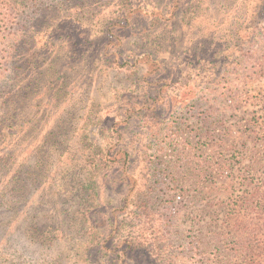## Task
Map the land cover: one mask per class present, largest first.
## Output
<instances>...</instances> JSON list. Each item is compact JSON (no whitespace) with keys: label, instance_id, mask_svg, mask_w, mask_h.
<instances>
[{"label":"rangeland","instance_id":"obj_1","mask_svg":"<svg viewBox=\"0 0 264 264\" xmlns=\"http://www.w3.org/2000/svg\"><path fill=\"white\" fill-rule=\"evenodd\" d=\"M128 1L119 48L103 47L101 35L124 0H9L0 68L17 71L0 82V202L17 201L19 237L1 235L0 264H123L111 235L120 221L123 234L141 233L151 246L126 264H252L236 256L230 219L246 187L264 190V11L242 16L245 0ZM240 27L251 37L234 39ZM115 50L169 58L131 71L96 54ZM23 84L25 95L9 100ZM188 137L192 160L173 147ZM99 149L120 153L105 179L94 167ZM202 160L212 165L205 175ZM145 196L156 213L142 223L130 211ZM97 230L104 236L95 240Z\"/></svg>","mask_w":264,"mask_h":264},{"label":"trees","instance_id":"obj_2","mask_svg":"<svg viewBox=\"0 0 264 264\" xmlns=\"http://www.w3.org/2000/svg\"><path fill=\"white\" fill-rule=\"evenodd\" d=\"M244 3L246 5L245 9H247V11L242 16L249 15L248 13L249 10H251L252 14L257 15V16L260 15V13L264 11V0H245ZM10 4L11 3L9 2V0H0V33L1 34H5L6 29L9 28L10 25H12L11 19L13 18L11 17V13H10L11 11L8 12L10 10ZM121 4H123V10L119 14V17L120 16L121 17L117 19V22L114 24V27L112 26L108 28L104 32L105 34L101 35V37L104 38L103 47H106L107 45H114L115 47L117 46L120 48L123 45V41L126 36L119 29L126 27V25L123 24V19L125 18L124 12H125V8L129 5V1L124 0V2H122ZM249 20H250V16H249V19H247L246 21H249ZM161 21H162V18L158 16V17L153 18L152 21H150L149 23H150V26L154 27L156 26V24L160 23ZM127 22L129 23L130 20H127ZM118 24L121 25L122 27L120 28L119 26H117ZM257 26L258 25H256L254 29L252 28L253 29V30L251 29L252 31L250 30L251 36L256 35V33H259ZM242 29H243L242 27L236 29V34L234 35V39L239 38V40H241L246 37L247 38L251 37L249 33L247 32L246 34H244ZM91 41H93V43L97 42V40H91ZM237 46H240V44H238ZM140 51L141 50L132 51L131 53L126 54V56H123L126 50H115V51H112V53L96 52V54L98 55V58L100 59L101 63L109 62L111 63L110 64L111 66L117 67L118 69H123L126 66H128L127 69L131 71L132 70L134 71L135 69H137L139 67L140 62H144L148 65L149 68H153L152 71L158 70L162 66L161 65L162 62H167L169 58L167 57V60L165 59L162 60L159 57V52L157 51L151 52V51L143 50V52L138 53ZM80 52L84 55V52L82 51ZM104 57H109V58H104ZM219 59H223V60L227 59L226 54L222 53ZM2 64L3 66L0 68V82H2L6 78H8L7 81L9 82L14 78V74H15V71H17V69L12 68L11 66L5 67L4 62ZM19 68H21L24 71V68L26 67L19 66ZM21 74H23V72ZM28 88L29 86L26 84H23L19 89H16L14 86L13 90L8 91L7 97H9V100H12V97L10 96L17 95V94L19 95L21 94L23 96L25 95L23 92ZM188 139L190 138L188 137L181 141L177 140L176 143L174 144L173 147L174 148L177 147V150H175V154L177 153L178 158L183 157V156H191V151L193 152L195 151V147L193 146L190 147L188 145V143H193V141H191V139L190 140ZM195 153L196 152L193 153L194 156H195ZM93 154H94L93 161H94L95 170H101L103 174L105 175L104 176V179H105V177H107L110 174V172L114 171L112 168L113 166L112 162L113 161L116 162V159L118 156H120V153L117 151L110 152V150L105 151L103 149H99L97 153L93 152ZM123 154L126 157L128 155V152H125V153L123 152ZM121 157L123 158V156ZM125 157L123 159H125ZM98 158H100L101 160H98ZM91 159H92V153L90 152L88 154V161H90ZM192 159L193 158L191 156L190 160ZM102 160H105L107 162L103 163ZM202 162L204 161L202 160L201 162L197 163V165H199V168H201L199 171V174L205 175L207 174L208 169L212 167V165L211 164L208 165L209 162L205 160V163L207 165L202 166L201 164ZM19 169H21V167ZM10 173L15 174L14 170H11ZM185 178H188V177L185 176ZM185 178L180 177L182 181ZM178 179L179 178H177V176H174L175 181ZM13 196L17 199L21 198L20 195H13ZM122 197L125 198V195L121 196V198ZM91 198H92L91 194H88V199H91ZM99 199H101V197H99ZM99 199L96 198V200H99ZM2 201L4 203V200ZM15 202H16L15 204L6 205V206L0 202V204L3 205V207L0 208L2 209L0 211V241L6 238L9 239V238L19 237V233L16 231L17 229L16 213L17 212H15V210L13 209L11 210V208H13L17 204L16 200ZM236 202L240 205V211L238 213L236 210L233 209L232 211L233 217L230 219L231 221H233V223L235 224L238 230V232L234 236L237 238L234 242L236 244V248L234 250L236 253V256H238V258L246 256V258H248V261L252 264L255 261H261V264H264V252L261 251L264 249V190H262L261 186H257V188H254V190H252V188L246 187L243 193L240 194ZM100 203L101 201L98 203V205ZM131 203L133 204V199L131 200ZM143 203L144 204L141 207L142 210H134V211L131 210L130 212L132 214L134 213L133 218H134V215L136 214V217H135L136 221L140 219L139 220L140 222L145 223L148 219L152 218V215L156 212L154 211L155 203H152V199L150 197L145 196L143 199ZM260 207H262L263 210L260 209ZM247 210H255L256 213H261L262 218H260L258 222H255L252 217L246 219L244 215H247V214L242 213V212H246ZM101 213H105L104 220L108 222L107 224L113 225V222L115 219L114 216L110 215L105 210H101ZM18 220L21 222L22 218L18 217ZM260 221H263V222H260ZM90 224H91L90 218H87L84 220V225L88 227V231H91ZM124 226H125V222L120 221V226L118 225V227L116 228L118 229L117 233L115 234V236H114L115 232H113L111 235L119 241V244L117 246V248L119 249L117 250H119V253H121L120 257L124 259L123 264H126L125 260L127 259V256L129 255L131 251H135V249L143 248V247L150 250L149 248L151 246L146 244L147 242H144L142 240L141 233L128 231L129 233L123 234L122 231L124 230ZM133 227L135 228V226ZM96 233L97 234H96L95 240L104 236L103 233L100 235L99 230H97ZM3 234L6 236L5 238L1 237V235ZM43 241L46 242L47 239ZM216 250H218L217 247H216ZM119 253H117L116 255L117 257H119ZM256 255H259V256L261 255L262 258H259V260H257L255 257ZM122 259H120V261H122Z\"/></svg>","mask_w":264,"mask_h":264}]
</instances>
